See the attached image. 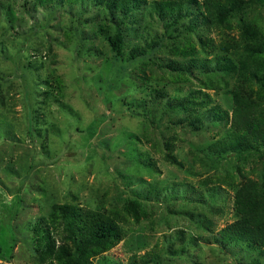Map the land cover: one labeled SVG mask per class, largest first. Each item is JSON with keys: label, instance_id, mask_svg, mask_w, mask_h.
I'll list each match as a JSON object with an SVG mask.
<instances>
[{"label": "rangeland", "instance_id": "rangeland-1", "mask_svg": "<svg viewBox=\"0 0 264 264\" xmlns=\"http://www.w3.org/2000/svg\"><path fill=\"white\" fill-rule=\"evenodd\" d=\"M245 1L232 26L245 18L264 29V3ZM77 10L0 0V264L62 262L49 249L73 244L65 224H46L54 203L122 218L125 240L91 264H131L145 254L159 256L158 264H264L257 245L220 236L237 219L235 185L256 176L263 159L213 167L202 159L228 128L174 117L175 100L202 88L198 77H173L169 63L180 59L169 49L174 29L141 17L135 31L125 27L116 59L97 32L105 25L100 10ZM207 35L219 39L214 29ZM156 39L153 52L148 44ZM134 49L146 55L131 59ZM203 91L211 105L231 109L225 93ZM170 144L184 169L165 161ZM136 201L139 222L127 214Z\"/></svg>", "mask_w": 264, "mask_h": 264}, {"label": "trees", "instance_id": "trees-1", "mask_svg": "<svg viewBox=\"0 0 264 264\" xmlns=\"http://www.w3.org/2000/svg\"><path fill=\"white\" fill-rule=\"evenodd\" d=\"M56 12L59 8L77 6L83 15L99 9L105 25L98 33L109 43L116 59L124 54L127 33L135 31L134 24L149 14L156 16L174 30L170 51L180 59L169 65L174 78L198 77L201 89L192 90L181 100L177 98L172 113L189 114L194 123L212 122L224 126L225 136L214 139L202 150V159L214 166L232 161L245 163L253 158L263 159V167L254 177H244L235 185V211L237 219L221 230V237L264 250V29L259 24L240 18L236 26L231 19L243 11L245 0H36ZM264 3V0H257ZM186 21L183 32L176 25ZM125 27L129 30L126 31ZM180 27V26H179ZM132 28V29H131ZM40 29H44L43 26ZM214 29L219 39L209 38L207 31ZM237 32V33H236ZM174 34V35H173ZM192 34H195L191 37ZM88 39V38H87ZM159 40L148 44L153 52ZM89 41V39H88ZM203 56H202V55ZM146 55V50L134 49L131 59ZM197 71V74L194 73ZM203 89L225 93L231 99V109L212 103V97ZM163 98V95H160ZM170 107V103H169ZM206 110L202 115L198 111ZM192 110V111H191ZM194 110L196 112H194ZM197 113V114H195ZM183 120V119H182ZM181 120V121H182ZM205 125V124H204ZM195 128L199 129L198 126ZM165 161L184 169V163L174 153L172 144L166 146ZM169 187V186H166ZM163 189L165 187H162ZM154 196L160 194L152 186ZM186 194H184L185 196ZM141 203L135 202L127 214L135 221L141 219ZM108 213V212H107ZM93 207L77 204L54 203L46 219L47 225L65 224L73 246L65 244L49 251L58 252L60 264H91L90 258L108 252L125 240L127 232L122 218ZM40 222V221H39ZM40 225H45L40 224ZM159 256L145 254L138 261L134 255L131 264H158ZM53 264V263H52ZM255 264V263H252Z\"/></svg>", "mask_w": 264, "mask_h": 264}]
</instances>
